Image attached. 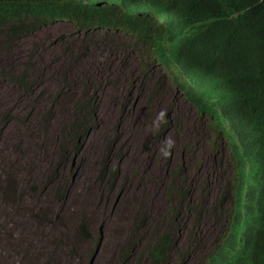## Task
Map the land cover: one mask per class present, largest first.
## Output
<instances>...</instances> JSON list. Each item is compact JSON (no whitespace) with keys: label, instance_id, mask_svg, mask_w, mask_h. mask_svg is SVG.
Segmentation results:
<instances>
[{"label":"rangeland","instance_id":"374dc122","mask_svg":"<svg viewBox=\"0 0 264 264\" xmlns=\"http://www.w3.org/2000/svg\"><path fill=\"white\" fill-rule=\"evenodd\" d=\"M110 38L131 44L124 34ZM82 39L80 28L62 21L0 49V63L21 68L33 56L36 68L27 88L0 78V264H137L139 246L170 219L175 167L184 172L176 187L190 186L191 200L205 193L213 201L218 184L236 176L226 140L215 144L212 120L182 91L168 85L158 99L149 98L150 80L162 72L150 64L146 77L143 53L126 61L107 49H88L77 54L78 64L65 65L68 49ZM85 94L94 122L86 135L67 142L72 106ZM166 110L174 128L158 137ZM214 144L217 154L209 150ZM224 157L226 166H218ZM180 209L177 245L185 247L198 227ZM209 230L205 222L206 245ZM132 243L137 258L126 263L122 249ZM205 263L200 255L186 262Z\"/></svg>","mask_w":264,"mask_h":264},{"label":"trees","instance_id":"16d2710c","mask_svg":"<svg viewBox=\"0 0 264 264\" xmlns=\"http://www.w3.org/2000/svg\"><path fill=\"white\" fill-rule=\"evenodd\" d=\"M62 21L75 24L84 34L79 48L68 49L65 65L78 64L77 54L88 49H107L126 61L143 53L148 60L142 67L146 77L150 64L165 70V76L150 80L149 98L153 101L168 91L164 79L169 77L176 90L214 119L215 144L228 139L238 167V177L229 181L228 176L218 184L213 201L205 193L200 200H191L190 186L179 191L175 181L184 172L175 167L170 219L139 246L137 264H186L198 255L206 258L205 264H264V0H0V49H11L24 37ZM103 32L100 38L93 37ZM111 32L130 36L131 44L111 39ZM32 60L21 68L1 62L0 78L29 87L36 76ZM89 106L86 94L75 101L70 125L63 132L65 141L87 134L94 122ZM163 116L158 137L174 128L170 110ZM215 144L209 150L217 154L220 147ZM224 159L217 165L225 167ZM230 200L233 208L224 209ZM180 208L198 227L189 232L185 247L177 245ZM205 222L214 229L209 230L212 241L207 245L201 231ZM81 228L90 235L85 222ZM126 248L121 258L127 263L137 258L136 243L129 252Z\"/></svg>","mask_w":264,"mask_h":264},{"label":"clouds","instance_id":"9594fccd","mask_svg":"<svg viewBox=\"0 0 264 264\" xmlns=\"http://www.w3.org/2000/svg\"><path fill=\"white\" fill-rule=\"evenodd\" d=\"M127 36V35H126ZM128 37H130V36H128ZM158 69H160V72H162V76H165V70H163L161 67H158L157 68V72H158ZM154 72H155V69H154ZM165 80H168L167 81V83H168V85L172 88V89H174V90H176V88H174L173 86H172V83L169 81V77H166V79H164V81ZM177 90H179V89H177ZM179 91H181V90H179ZM183 93V92H182ZM185 96V95H184ZM189 102H190V104L194 107V108H196L197 109V111L200 113V115L202 116V117H206V118H210L211 120H212V122H211V125L214 123V119L213 118H211L209 115H206L205 113H202L199 109H198V107H196L187 97H185ZM204 125H205V122H204ZM211 131H213L212 130V128H211ZM207 133H208V131H207ZM213 134L215 135V137L214 138H216V134H215V132L213 131ZM223 140H226V143L228 144V148L230 149V151H231V147H230V144H229V141H228V139H225V138H223L222 140H220L219 142H222ZM214 142V141H213ZM231 154H232V151H231ZM231 163H233V165L235 166V171H236V176L235 177H238V167H237V165L235 164V162H234V158H233V155H231ZM234 177V178H235ZM229 181H233V180H231V178L230 179H228ZM234 187V186H233ZM231 195H232V193H231ZM227 208H233V201L232 200H230V201H227L226 202V205H225V207H224V209H227Z\"/></svg>","mask_w":264,"mask_h":264},{"label":"bare ground","instance_id":"6f19581e","mask_svg":"<svg viewBox=\"0 0 264 264\" xmlns=\"http://www.w3.org/2000/svg\"><path fill=\"white\" fill-rule=\"evenodd\" d=\"M97 115H98V114H97ZM35 142H36V141H35ZM8 153H9V151H8ZM8 153H7V154H8ZM78 184H79V183H78ZM77 188H78V187H77ZM76 191H77V190H76ZM28 231H29V230H28Z\"/></svg>","mask_w":264,"mask_h":264}]
</instances>
